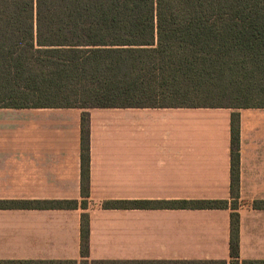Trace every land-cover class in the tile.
Listing matches in <instances>:
<instances>
[{"label": "crops", "instance_id": "obj_1", "mask_svg": "<svg viewBox=\"0 0 264 264\" xmlns=\"http://www.w3.org/2000/svg\"><path fill=\"white\" fill-rule=\"evenodd\" d=\"M88 126L83 129V114ZM239 264L264 262V109H242ZM224 108H0V263L231 264V118ZM89 197L82 195L83 143ZM76 201L74 209L22 202ZM86 201L87 208L81 204ZM109 201L150 206L105 209ZM89 216V256L82 217Z\"/></svg>", "mask_w": 264, "mask_h": 264}, {"label": "trees", "instance_id": "obj_2", "mask_svg": "<svg viewBox=\"0 0 264 264\" xmlns=\"http://www.w3.org/2000/svg\"><path fill=\"white\" fill-rule=\"evenodd\" d=\"M0 108L233 110L231 203L168 205L231 208V264H239L238 111L264 109V0H0ZM82 119L85 133L86 112ZM85 144L84 138L82 195L88 198ZM8 206L18 205L0 202V207ZM19 206L74 209L78 203ZM81 206L86 209V201ZM132 206L150 204H103L105 209ZM253 207L264 209V201ZM89 234V216L84 215L81 249L86 258Z\"/></svg>", "mask_w": 264, "mask_h": 264}]
</instances>
